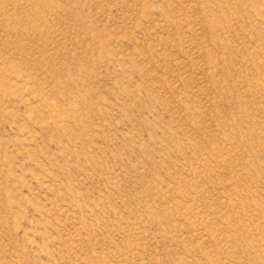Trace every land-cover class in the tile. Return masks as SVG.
Returning a JSON list of instances; mask_svg holds the SVG:
<instances>
[{"label": "rangeland", "instance_id": "374dc122", "mask_svg": "<svg viewBox=\"0 0 264 264\" xmlns=\"http://www.w3.org/2000/svg\"><path fill=\"white\" fill-rule=\"evenodd\" d=\"M0 264H264V0H0Z\"/></svg>", "mask_w": 264, "mask_h": 264}]
</instances>
